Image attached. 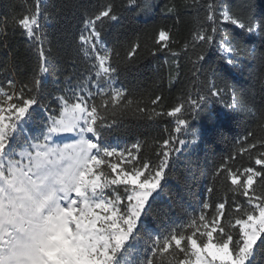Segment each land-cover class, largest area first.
<instances>
[{"label": "snow or ice", "instance_id": "obj_1", "mask_svg": "<svg viewBox=\"0 0 264 264\" xmlns=\"http://www.w3.org/2000/svg\"><path fill=\"white\" fill-rule=\"evenodd\" d=\"M185 5L198 12L197 26L182 46V51L192 52L188 62L196 80L209 49L220 54L225 71H239L240 57L245 56L264 68V6L258 8L254 0H240L237 5L226 0H185ZM154 7L152 0H126L123 10L134 8L141 15ZM46 8V0H34L22 17H13V27L21 29L37 55L39 72L29 81L15 79L13 72L6 84L0 82V264L264 262V74L259 78V107L252 87L239 94L232 91V101L225 105L240 118L256 122L243 140L236 141L237 151L212 173L214 180L223 176L225 195L233 194L231 203L228 199L213 202L211 194L216 189L209 186L198 213L188 212L182 198L169 195L170 205L181 207L186 215L183 223H170L168 210L158 206L170 173L178 188H187L195 178L187 160L183 172H175L180 164L175 153L184 150L176 144L195 147L191 121L210 97L223 99L226 89L216 83L219 69L209 66L206 94L189 91L167 110L163 97L156 95L150 107L128 88L116 87L121 72L140 49L139 42H134L121 57L118 50L105 45L101 29L118 21L121 11L112 0L91 13L76 0H67L57 11L83 10L76 47L85 69L75 85L70 77L65 78L68 84L50 108L42 99L41 77L49 70L51 49L45 50L40 29L42 22L55 19L56 14ZM162 11L174 13V0ZM220 22L240 31H224ZM0 41L8 46L2 27ZM246 42L253 46L248 48ZM173 43L171 29L160 27L152 36L150 54L166 52L178 57ZM14 67L10 63L5 72ZM176 67L178 72V63ZM129 114L148 120L172 118L174 135L158 142L155 159L138 155L139 142L131 148L106 142L109 130ZM189 134L191 141L180 138ZM237 152L259 167L249 163L234 168L229 161L235 162ZM149 217L156 227L145 223Z\"/></svg>", "mask_w": 264, "mask_h": 264}, {"label": "trees", "instance_id": "obj_2", "mask_svg": "<svg viewBox=\"0 0 264 264\" xmlns=\"http://www.w3.org/2000/svg\"><path fill=\"white\" fill-rule=\"evenodd\" d=\"M44 2V0H42ZM67 0H46V10L55 13L56 18L42 22L40 33L43 39L45 50L51 49L49 59V70L41 79L44 90L42 99L48 102L51 107L55 96L61 94L68 82L66 77L71 78V84L75 85L76 78L84 73L85 61L79 53L76 45L78 37L83 28V10L75 11L63 9L57 11L62 3ZM81 9H88L91 13L100 4L107 0H76ZM121 15L118 21L106 23L102 27V35L105 45L115 48L120 52L121 57L126 54L130 45L139 42V54L134 62L124 69L119 77L116 87L128 88L137 99H143L149 103L156 95L163 97L162 106L164 110L171 108L179 102V99L187 96L189 91L195 94L207 93V78L209 66L219 69L216 83L218 87L225 88L226 93H222L223 99L209 98L202 104V111L199 116L191 121L192 129L196 132V146L191 143L187 148L176 144V147L184 149L175 155L180 157V164L175 172L182 173L184 162L190 161L195 178L189 182L187 188H178L175 180L169 176L168 187L165 195L158 202V206L168 210L169 222L180 224L186 219L185 212L179 206H171L169 195L177 199L182 198L183 207L188 212L199 211V202L208 197L207 188L209 186L216 189L211 194L213 202H221L228 199L231 203L232 193L225 195V181L223 176L213 179L214 170L228 157L237 151V140H243L246 132L256 126L255 120L240 118V114L232 112L225 105L232 101V91L239 94L242 90L250 87L254 89L256 104L260 106L259 78L264 74V68L259 66L258 60L240 57L242 68L225 71L224 61L219 59V53L214 49L208 50V60L203 64V71L199 80L192 74V65L188 62L191 50L182 51V46L190 38V34L197 26L198 12L192 7L185 5V0H174L176 11L167 13L162 11L166 5L173 0H152L156 7L148 14L136 15V10H123L126 0H112ZM227 3L237 5L240 0H226ZM259 8L264 6V0H254ZM34 5V0H0V27L7 35V47L0 41V82L5 83L7 79L13 78L21 81H29L31 77L39 72L37 66V55L29 48L28 41L21 34L19 27H13V17H22L28 6ZM200 18L203 19L202 10ZM98 22V27H99ZM220 28L224 31L239 32L235 26L220 22ZM166 27L171 29L175 43L172 48L179 52L178 57H172L169 53L160 52L156 55L150 54L152 47V36L156 29ZM255 42L258 44L259 40ZM247 47L253 44L246 42ZM175 61V63H174ZM14 68H9V64ZM179 64L177 72L176 64ZM176 76V79L172 77ZM171 81V82H170ZM149 106L151 107L150 103ZM157 110H160L159 107ZM174 122L172 118L164 116L154 120L138 115H126L120 118L117 125L109 130L107 143L119 148H131V145L139 142L141 151L138 155L143 158L155 159V149L159 147V141L167 138L172 133ZM260 133L258 132V135ZM174 135V134H173ZM181 139L191 141L193 137L182 135ZM229 161L234 168L248 166L259 167L248 160L246 155ZM230 186V185H228ZM243 200V197H240ZM145 223L149 227H156V223L149 217ZM143 250V244H141ZM264 264V262H261Z\"/></svg>", "mask_w": 264, "mask_h": 264}]
</instances>
